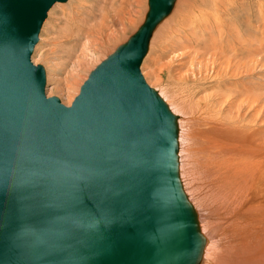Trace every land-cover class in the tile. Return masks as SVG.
<instances>
[{"label": "water", "instance_id": "obj_1", "mask_svg": "<svg viewBox=\"0 0 264 264\" xmlns=\"http://www.w3.org/2000/svg\"><path fill=\"white\" fill-rule=\"evenodd\" d=\"M66 1L0 0V264H200L179 115L141 68L176 0H148L70 105L47 95L32 59Z\"/></svg>", "mask_w": 264, "mask_h": 264}, {"label": "rangeland", "instance_id": "obj_2", "mask_svg": "<svg viewBox=\"0 0 264 264\" xmlns=\"http://www.w3.org/2000/svg\"><path fill=\"white\" fill-rule=\"evenodd\" d=\"M109 2L114 7L104 17L103 0H68L50 9L32 55L46 69L48 96L70 105L90 71L148 11V0ZM141 68L179 115L182 179L204 232L216 234L220 245L206 264H264V185L246 192L220 183L215 165L221 153L211 149L206 121L232 125L239 118L248 133H257L248 137L264 143V0H178Z\"/></svg>", "mask_w": 264, "mask_h": 264}, {"label": "bare ground", "instance_id": "obj_3", "mask_svg": "<svg viewBox=\"0 0 264 264\" xmlns=\"http://www.w3.org/2000/svg\"><path fill=\"white\" fill-rule=\"evenodd\" d=\"M177 1L178 0H176V3H177ZM110 2H109V0H103V4L101 3V15L103 17L106 16L108 13L106 9L111 10L114 7V4H112ZM57 3H63V2H57ZM57 3H55V4H57ZM176 3L174 5V8L176 6ZM124 4H125L124 2L121 3V5H124ZM123 8H121L119 11H122ZM174 8H173V10H174ZM173 10H172V12H173ZM119 11H117V12H119ZM168 16H166L158 24V26L154 30L152 37L150 39V45H151L152 38L155 34V31L157 30V28L162 24V22ZM99 20L100 19H98V21ZM90 24H91V22H90ZM92 24H93V21H92ZM92 32H94V30ZM83 34H84V32H83ZM80 36H82V35H80ZM87 36H89V35H87ZM80 38H82V37H80ZM150 45H149V50H150ZM206 121H207V125L209 126V133H210V139H211V145H212L211 149H216V150L220 151V153H221L220 156L218 155V157H217L218 163H217V165H215L216 169H217L218 176H219L220 183L225 188L235 189L236 187H238L237 189H239V190H240V188H242L241 191H246V192H250V190H251V192L252 191H258L260 186L264 185V177H263V173H264V143H258V141H257L258 138L255 139L254 141H252L251 140L252 138H250V137L255 138L257 133L254 131L251 133L250 132L248 133L246 126L249 124L240 121L239 118H233L232 119V121H233L232 125L233 126L228 122H221L218 124H213L212 120H210V119H207ZM224 130L226 132L228 130V132H229L228 136L226 137V141H225L226 143H224L223 139L221 138V135L224 132ZM248 136H250V137H248ZM250 165H251V168L248 169V167ZM252 169H254L255 172ZM256 172H258V173L255 174L256 175L255 176L254 173H256ZM243 175H244V177L241 178V176H243ZM249 175H254L252 180L250 179V181L248 180ZM242 179H243V181H241ZM232 184H235V186H233ZM243 185L248 186V188L245 187V190H244ZM188 194H189L191 200L194 201V199L191 197L189 192H188ZM195 206H196V204H195ZM245 213L246 212L240 213V217L241 218L245 217ZM200 215H201V213H200ZM200 223H201V220H200ZM201 229L202 230L204 229V228H202V225H201ZM203 233L206 236V245L204 248L203 257H202V260L200 261V264H202L204 262L206 264V261L209 259L207 257L213 258V256H215L214 254L216 253L217 250H219V246H220L219 244H217V242H219V241L216 242V240H217L216 234H214V236H212L211 234L209 236H207V233L204 232V230H203ZM242 239L247 240L245 235H244V237H242L239 240L241 241ZM215 247H217L218 249ZM204 256H205V261H204Z\"/></svg>", "mask_w": 264, "mask_h": 264}]
</instances>
